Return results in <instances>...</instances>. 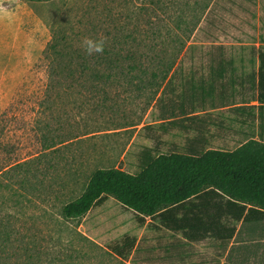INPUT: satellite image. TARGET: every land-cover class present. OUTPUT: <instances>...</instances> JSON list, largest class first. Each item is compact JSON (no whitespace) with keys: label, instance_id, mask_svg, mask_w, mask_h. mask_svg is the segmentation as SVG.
I'll return each mask as SVG.
<instances>
[{"label":"rangeland","instance_id":"obj_1","mask_svg":"<svg viewBox=\"0 0 264 264\" xmlns=\"http://www.w3.org/2000/svg\"><path fill=\"white\" fill-rule=\"evenodd\" d=\"M251 28L252 42L256 33L264 36V0H0V217L21 239L6 263L168 264L166 245L187 239L167 231L159 216L141 224L112 196L78 219H64L60 208L98 168L137 174L146 153L240 144L243 118L235 108L249 103L253 90L236 78L231 84L230 70L222 80L212 71L232 61L239 75L238 55L256 50ZM120 30L137 38L147 76L137 69L129 82L83 93L60 78L51 115H42L48 45L66 43L63 56L74 60L86 53L84 37L106 42ZM157 61H174L168 86L160 79L147 84L151 72L161 75ZM74 68L65 63L58 70ZM41 123L52 129L49 154H42ZM125 237L135 244L120 260L113 247Z\"/></svg>","mask_w":264,"mask_h":264},{"label":"trees","instance_id":"obj_2","mask_svg":"<svg viewBox=\"0 0 264 264\" xmlns=\"http://www.w3.org/2000/svg\"><path fill=\"white\" fill-rule=\"evenodd\" d=\"M61 42H51L48 45L49 53L45 54V74L50 87L39 104L44 116L51 115L53 95H58L56 89L62 88L63 83L71 88L79 86L82 93L87 89L96 92L106 90L122 82V79L131 81L132 71L145 67L144 61L140 60L143 55L140 54L137 38L122 30L106 40L102 52H93L91 55L76 52L74 60L63 56L66 43L62 45ZM257 57V100L262 104L264 50ZM65 63L76 68L59 72L58 69ZM155 65L159 66L161 75L151 72L147 84L157 85L160 79L166 80V86L170 85L172 78L169 72L172 71L174 61H157ZM147 72L143 69L142 75ZM60 78L65 81L61 83ZM180 104L183 106L182 101ZM38 128L42 132L45 150L42 154H49L47 150L55 146V141L48 136L52 129L43 123L38 124ZM189 145L190 152L185 154L171 152L154 157L146 153L143 167L137 174L115 167L96 169L87 178L81 194L60 208L61 216L66 220L81 218L89 209L100 205L106 196H112L126 209L134 211L141 224L145 217L157 215L166 228L183 232L187 239L213 237L224 243L231 240L236 225L242 228L247 223L257 222V214L264 217V162L260 161L257 154L259 143L249 141L232 151L203 147L198 149L197 146L193 147V143ZM40 156L35 158L39 160ZM22 163L17 164L21 166ZM17 234L7 220L0 217V264H7L9 250L14 252L20 247L21 239ZM134 244L133 238L125 237L119 245L113 247L114 254L127 259Z\"/></svg>","mask_w":264,"mask_h":264},{"label":"crops","instance_id":"obj_3","mask_svg":"<svg viewBox=\"0 0 264 264\" xmlns=\"http://www.w3.org/2000/svg\"><path fill=\"white\" fill-rule=\"evenodd\" d=\"M252 29L253 28L250 29L251 36L249 41L251 46H255L256 50H248L244 52V54L242 53L238 55L239 58L241 57L239 61L242 63V66H240L241 72L239 75H236V68L232 70V61H228V69L227 63L225 67L222 65V63H219L216 71L213 70L212 72H215L217 78L222 80L225 77L226 72L230 70L231 72L227 73H230L229 75L231 76V84H233L234 79L236 78L239 79L243 85L246 84L251 90H253V95H251L252 98L250 99V102L235 108L236 110H239L238 113L241 114L243 118V129L239 131V134L243 139L233 150L242 144H245L246 142L255 141L260 144L257 147V154L260 161L264 162V103L260 104L258 102V92L256 87V73L259 63L257 56L264 50L263 48H260L264 46V36L256 33L257 40L252 42V37L255 33L252 32ZM246 70H249L248 75H245L244 73ZM209 87V90H212V86ZM188 97L190 96L188 95ZM232 136L235 137L234 135ZM207 149L222 150L214 148ZM252 149L253 148H251L250 151H252ZM256 218L259 219L257 222L253 221L251 223H247L242 228L239 224L236 225L231 240L225 243L222 240L213 237H200L196 238L195 240H190L185 236V239H187L186 242L176 241L169 243V245H166L164 249L166 252V258H169L168 264H264V217H262L260 214H257ZM166 230L173 235L176 233H183L174 232L168 228H166ZM229 231L227 232L229 233ZM239 231L240 233H238ZM192 248L194 249V252L192 251ZM132 255L130 257H132ZM120 260L126 259L120 258ZM125 262L126 261H124V263ZM125 264L145 263L140 260H133L126 262Z\"/></svg>","mask_w":264,"mask_h":264},{"label":"clouds","instance_id":"obj_4","mask_svg":"<svg viewBox=\"0 0 264 264\" xmlns=\"http://www.w3.org/2000/svg\"><path fill=\"white\" fill-rule=\"evenodd\" d=\"M105 40L103 37L93 39L90 37H84L82 40V47L84 51L91 55L93 52L99 53L103 51Z\"/></svg>","mask_w":264,"mask_h":264}]
</instances>
